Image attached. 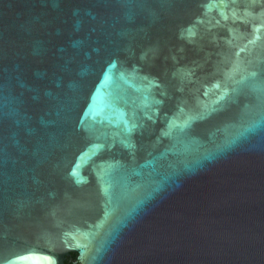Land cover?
Listing matches in <instances>:
<instances>
[{"label":"water","instance_id":"1","mask_svg":"<svg viewBox=\"0 0 264 264\" xmlns=\"http://www.w3.org/2000/svg\"><path fill=\"white\" fill-rule=\"evenodd\" d=\"M0 264H264V0H0Z\"/></svg>","mask_w":264,"mask_h":264},{"label":"snow or ice","instance_id":"2","mask_svg":"<svg viewBox=\"0 0 264 264\" xmlns=\"http://www.w3.org/2000/svg\"><path fill=\"white\" fill-rule=\"evenodd\" d=\"M106 75H107V73H106ZM183 127H184V129H190L191 123L190 122H186ZM73 239H75V237H73ZM76 246L80 247L82 249L85 247L83 244H81V242L79 240L76 241Z\"/></svg>","mask_w":264,"mask_h":264}]
</instances>
